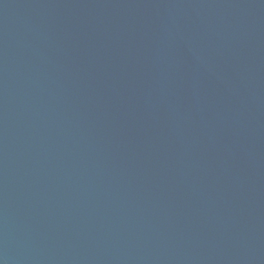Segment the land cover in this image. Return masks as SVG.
I'll list each match as a JSON object with an SVG mask.
<instances>
[{
  "label": "water",
  "instance_id": "1",
  "mask_svg": "<svg viewBox=\"0 0 264 264\" xmlns=\"http://www.w3.org/2000/svg\"><path fill=\"white\" fill-rule=\"evenodd\" d=\"M0 264H264V0H0Z\"/></svg>",
  "mask_w": 264,
  "mask_h": 264
}]
</instances>
